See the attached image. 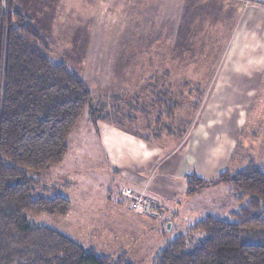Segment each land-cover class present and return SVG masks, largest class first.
Listing matches in <instances>:
<instances>
[{"label": "rangeland", "instance_id": "rangeland-1", "mask_svg": "<svg viewBox=\"0 0 264 264\" xmlns=\"http://www.w3.org/2000/svg\"><path fill=\"white\" fill-rule=\"evenodd\" d=\"M230 2L16 0L49 44V60L66 65L86 84L97 118L113 114L109 119L124 136L139 133L149 146H159V167L176 163L205 177L216 168L235 174L249 162L264 165V12H236ZM162 95L175 103L174 119L160 107ZM92 123L86 109L62 163L29 171L38 178V195L70 202L65 216L40 214L30 223L100 256L152 264L157 252L194 223L208 216L229 220L244 205L229 185L214 183L194 198L182 197L179 216L173 204L159 213L135 209L125 191L130 184L115 174ZM130 139L120 145L130 148ZM177 146L171 161L159 162ZM204 203L207 210H200ZM195 204L187 217L185 209Z\"/></svg>", "mask_w": 264, "mask_h": 264}, {"label": "trees", "instance_id": "trees-1", "mask_svg": "<svg viewBox=\"0 0 264 264\" xmlns=\"http://www.w3.org/2000/svg\"><path fill=\"white\" fill-rule=\"evenodd\" d=\"M49 51L16 0H0V264H132L125 255L100 256L29 221L40 214L65 216L70 208L60 195H38V178L29 171L62 163L70 133L86 109L94 128L96 119L113 116L97 118L86 84L66 65L52 63ZM157 100L174 119L175 103L167 95ZM214 183L229 185L244 205L229 220L208 216L194 223L157 252L152 264H264V165L249 162L213 181L188 177L186 195Z\"/></svg>", "mask_w": 264, "mask_h": 264}, {"label": "crops", "instance_id": "crops-1", "mask_svg": "<svg viewBox=\"0 0 264 264\" xmlns=\"http://www.w3.org/2000/svg\"><path fill=\"white\" fill-rule=\"evenodd\" d=\"M227 1H231L230 3L235 7L236 12H240L241 10L243 11L245 9H248L249 11H251V13L252 11L264 12V0ZM165 2L168 4L170 0H162V4H165ZM148 4L152 5V1H148ZM19 7L20 9H23L21 5ZM96 127V129L99 128L101 131L100 134H98L99 141L103 147H107L106 151L111 164L114 166L115 174H117L121 180L124 178L130 184V187H127L125 191L127 193H131L133 196H136V191L143 192L146 197L153 203V208L149 210V212L159 213L162 212V210L166 209L168 205L172 206L173 204V206H175V208L172 209L173 215L179 216L180 210H182L180 202L182 201V197L186 196V183L188 177L198 176L197 178L203 179L205 181H212L215 180L220 173L228 169V167L213 169V171H211L210 173V176L205 177L201 171H197L195 169L187 170L184 167H178L176 163H171L170 166H166L165 164V166L159 167L155 163L156 156L159 154L157 149L160 150L159 148H157L159 146H149L147 143L149 140L146 137H142L138 133L136 136L128 134L130 135L131 139L127 138V135L122 132L119 123H112L111 121L107 120L98 122ZM189 133L190 131L188 132V134ZM123 134L126 136H124ZM154 136L157 137L156 134ZM124 138L130 139V143L132 144V146L128 149H124L120 145V142H122ZM187 138L188 135L186 134L180 142H184V140H186ZM167 139H171V136H169V138ZM228 145L230 147H226L227 149H231L234 147V144L232 143L231 145ZM178 147L179 146L170 151L169 155L163 157L159 162H161L162 160L163 162L171 161V155L175 153ZM231 156V154H228V156L226 157L227 163L230 161ZM214 165H216V162H214ZM203 191H201V193ZM197 194L191 195L189 197L194 198ZM179 197H181V199H179ZM204 206L206 209H203V207L200 206V210H207L208 204L204 203ZM195 207L196 204L189 211L185 209V214L187 217L192 215V209H196ZM209 210H211V208H209ZM205 213L209 214V211Z\"/></svg>", "mask_w": 264, "mask_h": 264}, {"label": "built area", "instance_id": "built-area-1", "mask_svg": "<svg viewBox=\"0 0 264 264\" xmlns=\"http://www.w3.org/2000/svg\"><path fill=\"white\" fill-rule=\"evenodd\" d=\"M128 195L130 196L132 194L128 193ZM132 200H133V207L135 209H141L143 211H149L153 208L152 201L149 200L146 196H144V193L136 194V196H133Z\"/></svg>", "mask_w": 264, "mask_h": 264}]
</instances>
